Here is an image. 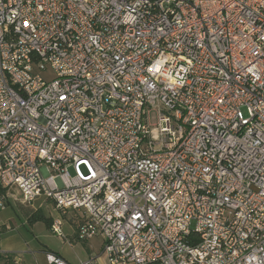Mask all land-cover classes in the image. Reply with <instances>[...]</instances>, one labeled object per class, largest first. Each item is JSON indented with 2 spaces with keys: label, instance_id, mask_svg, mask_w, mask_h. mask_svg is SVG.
I'll list each match as a JSON object with an SVG mask.
<instances>
[{
  "label": "built area",
  "instance_id": "2783aa9c",
  "mask_svg": "<svg viewBox=\"0 0 264 264\" xmlns=\"http://www.w3.org/2000/svg\"><path fill=\"white\" fill-rule=\"evenodd\" d=\"M12 188L108 264H264V0H0Z\"/></svg>",
  "mask_w": 264,
  "mask_h": 264
},
{
  "label": "rangeland",
  "instance_id": "374dc122",
  "mask_svg": "<svg viewBox=\"0 0 264 264\" xmlns=\"http://www.w3.org/2000/svg\"><path fill=\"white\" fill-rule=\"evenodd\" d=\"M46 76L50 77L51 72H46ZM149 119L152 127H156L159 122L157 109L151 111ZM9 192H11L10 201L6 209L0 211V252L17 254L27 264H44L47 251L62 253L74 264L88 259L91 253L101 252L97 238L90 243L72 241L76 223L73 212L64 214L62 210L56 208L53 201L44 197L39 198L33 205H27L21 202L22 194L17 188H12ZM37 209L42 210L52 222L54 218L63 221L62 230L66 239L54 233L44 221L34 224L29 222L30 215ZM91 244H93L92 252ZM101 262L104 264L105 260Z\"/></svg>",
  "mask_w": 264,
  "mask_h": 264
},
{
  "label": "crops",
  "instance_id": "0c3cea01",
  "mask_svg": "<svg viewBox=\"0 0 264 264\" xmlns=\"http://www.w3.org/2000/svg\"><path fill=\"white\" fill-rule=\"evenodd\" d=\"M73 214H74V216H75L76 223H75V225H74V236H73L72 241H73V240H77V239H76L77 226H78V223L82 220V216H81V214H80L79 212H73ZM95 238H97L98 241H99V245H100V250H101V252H98L97 254H93V253H91L90 256H97V257H100V261H102V260L104 259V260H105L104 264H108L106 257L103 255L104 239H103L101 236H97V237H94V238H92V239H90V240H88V241H86V242H89V243H90V241H92V240L95 239ZM90 250H91V252L93 251V244L90 245ZM52 252H54V251H52ZM55 253L60 254V255H61L65 260H67L69 263L74 264V263L70 262V261H69V260H68V259L62 254V253H59V252H55ZM90 256H89V257H90ZM89 257H88V258H89ZM101 259H102V260H101ZM22 260H23V264H27V263H25V261H24L23 258H22ZM101 263L103 264V262H101ZM76 264H78V263H76Z\"/></svg>",
  "mask_w": 264,
  "mask_h": 264
},
{
  "label": "trees",
  "instance_id": "16d2710c",
  "mask_svg": "<svg viewBox=\"0 0 264 264\" xmlns=\"http://www.w3.org/2000/svg\"><path fill=\"white\" fill-rule=\"evenodd\" d=\"M38 221H44L46 225L51 228L52 220L51 218H47L43 211L40 209L35 210L29 217V222L34 224ZM0 264H12V260L10 257V253H1L0 252Z\"/></svg>",
  "mask_w": 264,
  "mask_h": 264
}]
</instances>
